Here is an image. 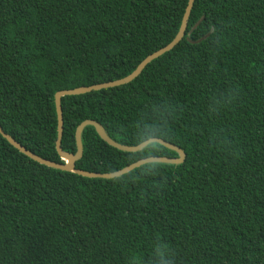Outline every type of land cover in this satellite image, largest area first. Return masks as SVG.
<instances>
[{
	"label": "trees",
	"instance_id": "1",
	"mask_svg": "<svg viewBox=\"0 0 264 264\" xmlns=\"http://www.w3.org/2000/svg\"><path fill=\"white\" fill-rule=\"evenodd\" d=\"M189 0H0V125L56 148L58 91L124 78ZM75 171L0 133V264H264V0H195L129 84L62 97Z\"/></svg>",
	"mask_w": 264,
	"mask_h": 264
},
{
	"label": "water",
	"instance_id": "2",
	"mask_svg": "<svg viewBox=\"0 0 264 264\" xmlns=\"http://www.w3.org/2000/svg\"><path fill=\"white\" fill-rule=\"evenodd\" d=\"M195 0H189V4L187 6V10L183 19V22L180 25V29L175 36V38L166 46L163 48H160L159 50L153 52L149 56H147L145 59L141 61V63L137 66V68L129 75L125 76L124 78L117 79V80H112L108 82H103V83H98L90 86H82V87H76L72 89H66V90H61L58 91L55 95V103H56V108H57V116H58V136L56 140V148L57 152L60 155L62 159H64L66 162L65 163H60V162H55L49 159H45L36 153L30 151L27 149L25 146H23L21 143H19L15 138H13L10 134H8L4 128L0 125V133L13 145L15 146L18 150L21 152L25 153L28 155L30 158L33 160L45 164L47 166H51L54 168H58L61 170H68V171H75V163L78 159L81 158L83 154V147H82V141H81V132L82 130L87 126V125H93L96 127L97 132L100 134V136L107 141L109 144L121 149V150H126V151H138L144 148L146 145H148L151 142H158L161 144H164L165 146H168L170 148H173L180 152V158L176 160H169V161H175V162H183L185 159V153L182 151L179 147H176L175 145L160 139V138H150L139 145L136 146H127L120 144L112 139H110L105 132L101 129L100 125L98 122L95 120H86L82 122L77 130H76V141H77V152L76 153H71V152H66L62 148V137L64 133V115H63V107H62V97L65 95H79V94H85L94 90H100L104 88H109V87H115V86H121L124 84H129L131 81H133L135 78H137L142 71L146 68V66L153 61L154 59H157L164 53L170 51L173 49L184 37L187 24L189 23L190 15L192 8L194 6Z\"/></svg>",
	"mask_w": 264,
	"mask_h": 264
},
{
	"label": "clouds",
	"instance_id": "3",
	"mask_svg": "<svg viewBox=\"0 0 264 264\" xmlns=\"http://www.w3.org/2000/svg\"><path fill=\"white\" fill-rule=\"evenodd\" d=\"M159 255L161 256V264H167V261L164 259L163 254L159 253Z\"/></svg>",
	"mask_w": 264,
	"mask_h": 264
}]
</instances>
